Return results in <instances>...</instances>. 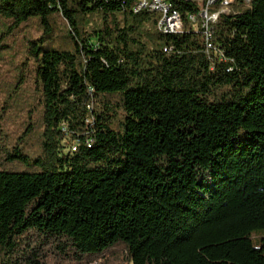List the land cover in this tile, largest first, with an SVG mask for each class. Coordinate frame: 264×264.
Instances as JSON below:
<instances>
[{"label":"trees","instance_id":"obj_1","mask_svg":"<svg viewBox=\"0 0 264 264\" xmlns=\"http://www.w3.org/2000/svg\"><path fill=\"white\" fill-rule=\"evenodd\" d=\"M138 1L0 0V264H264V0Z\"/></svg>","mask_w":264,"mask_h":264},{"label":"built area","instance_id":"obj_2","mask_svg":"<svg viewBox=\"0 0 264 264\" xmlns=\"http://www.w3.org/2000/svg\"><path fill=\"white\" fill-rule=\"evenodd\" d=\"M193 4L198 10V18L201 20V28L207 39L212 37V24L216 23L222 13H211L210 7L214 5V0H183ZM233 0H230L232 2ZM138 4H146V10L155 12L161 15L158 28L168 30H178L183 32V20L180 12L174 10L173 5L168 0H141ZM224 4V3H223ZM192 22H197L196 16H191ZM74 148V147H73ZM72 148V150H73Z\"/></svg>","mask_w":264,"mask_h":264},{"label":"rangeland","instance_id":"obj_3","mask_svg":"<svg viewBox=\"0 0 264 264\" xmlns=\"http://www.w3.org/2000/svg\"><path fill=\"white\" fill-rule=\"evenodd\" d=\"M252 241H253V245L256 248H264V230L256 231L252 236ZM124 264H127V263H124Z\"/></svg>","mask_w":264,"mask_h":264},{"label":"bare ground","instance_id":"obj_4","mask_svg":"<svg viewBox=\"0 0 264 264\" xmlns=\"http://www.w3.org/2000/svg\"><path fill=\"white\" fill-rule=\"evenodd\" d=\"M138 2H141V0H139ZM138 8L141 9H146V4H138Z\"/></svg>","mask_w":264,"mask_h":264}]
</instances>
